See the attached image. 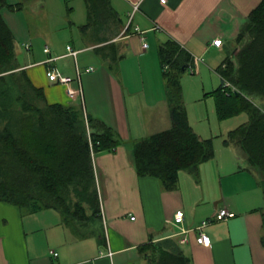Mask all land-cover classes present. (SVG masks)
I'll use <instances>...</instances> for the list:
<instances>
[{
    "label": "crops",
    "instance_id": "0c3cea01",
    "mask_svg": "<svg viewBox=\"0 0 264 264\" xmlns=\"http://www.w3.org/2000/svg\"><path fill=\"white\" fill-rule=\"evenodd\" d=\"M259 1L107 0V23L88 25L86 1L75 15L64 0V9L51 18L42 17L44 26L33 33L21 15L38 13L32 10L37 0L36 6L28 2L31 9L20 5L16 18L14 9L2 8L16 41V53L18 48L30 51V60L19 61V66L43 89L47 102L82 104L92 117L114 128L123 143L93 157L101 224L89 219L81 236L64 224L55 208L22 211L18 205L0 200V264H146L139 247L168 237L179 243L183 228L190 229L188 240L179 245L193 264H264L260 213L264 195L255 171L239 169L240 161H246L242 153L220 164L215 152L198 172L180 170L176 186L164 189L156 177L137 174L131 152L134 141L171 125L158 46L169 41L187 51V72L193 67L192 73L198 77V81L190 80L191 87L201 86L199 93L209 97L220 84L211 91L206 88V66L219 75L216 67L235 54L236 37ZM65 22L78 29L91 28L93 33L89 39L79 35L77 40H65ZM216 38L222 39L220 46L212 44ZM67 45L77 50L75 57L68 53ZM103 45L105 49H96ZM115 52V62L105 59ZM50 57L53 60L47 61ZM51 66L73 78L68 86L47 78ZM76 66L81 71L79 79ZM89 67L92 70L86 71ZM67 87H80L81 92L69 95ZM182 89L184 98L185 91L192 92L187 80ZM260 100L264 105V98ZM187 110L193 128L197 123L206 131L203 122L207 116L196 120L193 114L192 122L188 106ZM207 114L213 121L218 118L214 103ZM216 147L214 143V151ZM221 208L234 215L217 220L215 214ZM179 210L183 212L180 221L174 218ZM208 219L202 231L211 243L205 246L196 241L195 228Z\"/></svg>",
    "mask_w": 264,
    "mask_h": 264
},
{
    "label": "trees",
    "instance_id": "16d2710c",
    "mask_svg": "<svg viewBox=\"0 0 264 264\" xmlns=\"http://www.w3.org/2000/svg\"><path fill=\"white\" fill-rule=\"evenodd\" d=\"M85 1L87 24H106L107 0ZM6 5L0 0V200L22 211L55 208L64 224L80 235L89 219L101 224L93 157L114 151L123 140L82 104L47 102L43 89L19 66L15 38L2 16ZM236 44L235 54L216 67L221 82L208 94L214 96L218 119L246 114L223 142L241 148L246 164L239 169L255 171L264 195V105L253 100L264 98V0L250 11ZM111 56L105 59L115 62L117 53ZM158 56L171 125L134 141L131 152L138 175L156 177L164 189H173L180 170L198 172L215 151L213 138L201 137L189 121L181 83L189 53L167 41L158 46ZM225 81L235 89L226 90ZM260 213L264 244V205ZM139 250L146 264H193L171 237L150 241Z\"/></svg>",
    "mask_w": 264,
    "mask_h": 264
},
{
    "label": "rangeland",
    "instance_id": "374dc122",
    "mask_svg": "<svg viewBox=\"0 0 264 264\" xmlns=\"http://www.w3.org/2000/svg\"><path fill=\"white\" fill-rule=\"evenodd\" d=\"M35 0H21V7L24 6L25 9H31L32 7L30 5H28V2H31V4L34 6H36V4L34 3ZM38 1V5L36 7V9L34 10L32 8L33 11H38V13H33V14H29V15H21L22 19H24V21H27L29 28L33 31H39L42 29V27L44 26V21L42 17H50L51 18V14H55L56 11H58V9L62 11L63 8V1L64 0H45L46 4L44 3V0H37ZM8 6H4L3 8H8L11 10H13L12 12L15 14L14 17L16 18L17 13L19 11H21V9L17 10V7L14 3H10L8 2ZM67 6H71L72 8H74V14L76 15V13H78L79 10H83L82 8V3L83 0H66ZM27 4V5H25ZM25 12V10H24ZM20 19V16H19ZM33 21V22H32ZM130 22V19H129ZM65 34L63 32V37H65V40H75L76 37H79V35L83 36L86 39L90 38L91 33H93V31L91 30V28L89 29H78L77 27H70L68 25V22H65ZM93 29V28H92ZM75 35V37L73 38L72 36ZM92 37V36H91ZM77 40V39H76ZM77 44V43H76ZM22 48V47H21ZM35 48V46H34ZM33 48V50H34ZM20 51H17V60L18 62L20 61L21 63L23 62H28V60H30V51H28L25 48H18ZM117 63H114V65L117 67L118 65H116ZM207 71L205 73V86L206 88L211 91L213 88H216L220 82V76L214 71L213 68L206 66ZM119 74V70L118 73ZM184 78L182 81V84L184 83V87H185V80L188 81V85L190 87V90L192 91L191 94H189L187 91H185V102L191 112V119L192 122H194V115H195V119L199 120L201 117H203L205 114V116H207L206 121L203 122L206 124L205 127L206 131L204 129H202V127L200 125H197V123L194 125L195 130L201 135V136H206V137H212L213 138V143L216 144V158L219 160L220 164H222L224 161L232 159L234 156H236L237 154L240 155V153H242V155L245 157L243 151L241 150V148L238 145L235 144H230V145H225L223 142V138L226 135V132L229 129H232L234 127H236L237 125H239L241 122H243L244 120H246V114L245 113H241L239 115H235L231 118H225L223 120L216 118V121H213L211 119V116L208 117V111L210 110V108L213 106V103L215 104V99L214 96H209V97H204L205 95L200 94L199 93V89L201 88H193L191 87V82L190 80L193 78L194 80L198 81L197 78L195 76L194 73L190 72V71H186L184 73ZM194 74V75H193ZM200 83V81H199ZM261 98L259 97H254V101L257 104L261 103ZM194 114V115H193ZM217 117V116H216ZM209 118V119H208ZM168 119H170V111L168 110L167 113V121ZM200 123V121L198 122ZM117 132V131H116ZM118 133V132H117ZM152 134V133H151ZM119 135V134H118ZM120 136V135H119ZM205 138V137H204ZM123 140V139H122ZM235 158V157H234ZM246 161L242 160L240 161L239 165L241 166H245ZM239 167V166H238ZM81 236V235H79ZM82 238V237H81Z\"/></svg>",
    "mask_w": 264,
    "mask_h": 264
},
{
    "label": "built area",
    "instance_id": "2783aa9c",
    "mask_svg": "<svg viewBox=\"0 0 264 264\" xmlns=\"http://www.w3.org/2000/svg\"><path fill=\"white\" fill-rule=\"evenodd\" d=\"M167 0H160L161 3H165ZM137 8V4L134 5V8H133V11L129 14L130 16V19L132 18L133 16V13L134 11L136 10ZM222 43V40L220 38H216V39H213L212 41V44L215 45V46H220ZM27 46V45H26ZM143 47H147V43L144 42L143 43ZM66 49L68 51V53L70 55H73L74 57L76 56L77 54V50H74L72 49V47L70 45H67L66 46ZM45 52H49V49L48 47H45ZM53 60L52 57H50L49 59H47V61H51ZM92 70V67H89L88 69H86V71H90ZM191 71H193V69L191 68ZM80 74H81V71L79 70V68L76 66V76L77 78L79 79L80 77ZM46 76L47 78L52 81V82H55V83H60V84H64L66 86H68V84L73 80V78L69 75H65L61 72H59L54 66H51L49 67L47 70H46ZM230 87L231 90H234L235 87L234 86H231V84L227 81H225L224 83V88H228ZM227 90V89H226ZM67 92L69 95H74L76 94L77 92L80 93L81 92V88L78 87V89H73V88H68L67 87ZM234 215L233 212L231 211H228L226 208H221L219 209L216 214H215V218L217 220H223V219H226L228 217H232ZM182 216H183V212L181 210L177 211L174 215V218L178 221H180L182 219ZM131 218H134L133 216ZM210 222V220H205V221H202L200 225H198L196 228H195V231H196V241L202 245H205V246H208L210 245V238L209 236L204 233L202 231V228L205 227L206 225H208ZM190 231V229H182V231L180 232V238H179V243L183 244L185 242H187L188 240V232ZM111 251L108 250L107 254L111 255Z\"/></svg>",
    "mask_w": 264,
    "mask_h": 264
}]
</instances>
